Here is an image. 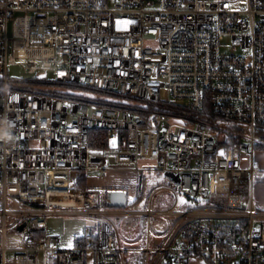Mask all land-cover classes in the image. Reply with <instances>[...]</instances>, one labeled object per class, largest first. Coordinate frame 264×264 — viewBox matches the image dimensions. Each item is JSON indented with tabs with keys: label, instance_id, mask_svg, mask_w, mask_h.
Segmentation results:
<instances>
[{
	"label": "built area",
	"instance_id": "1",
	"mask_svg": "<svg viewBox=\"0 0 264 264\" xmlns=\"http://www.w3.org/2000/svg\"><path fill=\"white\" fill-rule=\"evenodd\" d=\"M11 64L28 76L12 77ZM68 84L94 93L57 90ZM259 145L264 0H0V215L27 222L14 264H87L88 252L127 264L112 219L123 209L77 185L110 167L134 169L139 190L146 170L162 171L185 198L143 211L172 218L143 264H264ZM63 213L97 222L61 247L40 216Z\"/></svg>",
	"mask_w": 264,
	"mask_h": 264
},
{
	"label": "rangeland",
	"instance_id": "2",
	"mask_svg": "<svg viewBox=\"0 0 264 264\" xmlns=\"http://www.w3.org/2000/svg\"><path fill=\"white\" fill-rule=\"evenodd\" d=\"M238 6H243L244 2L239 1ZM11 30V28H10ZM9 73L15 78H26L28 74L24 71L22 65L11 64L8 67ZM57 90H65L70 93H78L81 91L85 94L94 93L91 89L74 88L70 86H57ZM258 147L264 148V145ZM258 149V148H257ZM247 164L246 158L243 161ZM154 163L150 161H143L141 165L151 166ZM102 171L100 173H103ZM170 180L167 175L159 170H146L143 174V182L141 190L136 183V179L132 176L126 177V205L121 207L123 212L112 216L117 233L121 242V245L125 249V259L127 264H143V252L142 248L149 242L150 246L157 244L158 239L164 237L166 232L172 225V218L160 213L149 216L143 214V211L151 207L153 210H163L170 208L175 204L176 199H179V203L176 208H182L185 202V198L177 193L172 192L168 187ZM104 191H107L105 188ZM93 198L97 206L108 207L107 195L102 200L101 194H93ZM2 201L0 199V207ZM8 208H15L16 205L11 201L8 202ZM16 216L9 214L7 216V222L10 224ZM48 222V233L58 234L61 237L60 246L70 247L74 245L77 234H83L85 227L89 224L97 222V218L92 215H86L82 213H63L56 215L40 216ZM1 224V215H0ZM20 231L17 228L9 227L7 246L12 247L19 239ZM13 252L10 250L6 253V256L10 258L13 256ZM204 260L206 264L209 262L204 257H194ZM191 261V260H190ZM87 264H94L93 253L88 252Z\"/></svg>",
	"mask_w": 264,
	"mask_h": 264
},
{
	"label": "crops",
	"instance_id": "3",
	"mask_svg": "<svg viewBox=\"0 0 264 264\" xmlns=\"http://www.w3.org/2000/svg\"><path fill=\"white\" fill-rule=\"evenodd\" d=\"M258 148V149H257ZM255 150V167L258 171L257 175L255 176L254 180V204L255 208L259 210H264V148L257 147ZM132 176L135 178V170L132 168H120V167H110L105 172H90L85 176V187H87L91 193V196L93 198V194L98 193L101 194L102 200L104 201V198H106L107 192L111 189H123L126 188V177ZM107 189V191H104V189ZM94 199V198H93ZM11 200L6 201V205H8V202ZM12 202V201H11ZM14 204V202H12ZM8 207V206H7ZM7 214L3 219L1 218V224H5V231H4V241L7 246V237H8V229L9 227L17 228L19 225H13L16 221L17 216L15 219L12 220V222L9 224L7 222ZM46 221V227L43 229L45 233H48V222ZM0 224V225H1ZM19 231V230H18ZM20 236L18 241L12 246L8 247V251H12L14 254L10 258L6 256L5 263L4 264H14V256L16 254V248L20 247L21 240H22V231H20ZM52 234V233H51ZM82 234V233H81ZM81 234H77L76 238L80 236ZM84 234V231H83ZM58 235V234H57ZM2 237V232L0 231V238ZM60 237V235H59ZM75 238V240H76ZM162 239V238H161ZM161 239L157 241V244L161 241ZM61 242V237H60ZM6 252V253H7ZM190 264H206L204 260L198 259V258H192L190 261Z\"/></svg>",
	"mask_w": 264,
	"mask_h": 264
},
{
	"label": "water",
	"instance_id": "4",
	"mask_svg": "<svg viewBox=\"0 0 264 264\" xmlns=\"http://www.w3.org/2000/svg\"><path fill=\"white\" fill-rule=\"evenodd\" d=\"M108 205L111 207H123L127 202V194L123 189H111L107 192ZM26 221L19 224L17 229L22 231L26 226Z\"/></svg>",
	"mask_w": 264,
	"mask_h": 264
},
{
	"label": "trees",
	"instance_id": "5",
	"mask_svg": "<svg viewBox=\"0 0 264 264\" xmlns=\"http://www.w3.org/2000/svg\"><path fill=\"white\" fill-rule=\"evenodd\" d=\"M51 84H54V82ZM55 84H58V82H55ZM68 86L83 89V90H84V88H88L86 86H82V85H78V84H68ZM70 97H75V94H73V93L70 94ZM98 134H100V132L95 131V132H93V135H92V139H93L92 140V148H94V149H98L101 146V141L99 140ZM103 134H104V132H103ZM85 176L86 175L84 173H82L79 176V179L77 182L78 186H81V187L85 186ZM107 206L110 207L109 205H107ZM40 234H41V232L37 233V235H40Z\"/></svg>",
	"mask_w": 264,
	"mask_h": 264
},
{
	"label": "snow or ice",
	"instance_id": "6",
	"mask_svg": "<svg viewBox=\"0 0 264 264\" xmlns=\"http://www.w3.org/2000/svg\"><path fill=\"white\" fill-rule=\"evenodd\" d=\"M69 246H71V245H69Z\"/></svg>",
	"mask_w": 264,
	"mask_h": 264
}]
</instances>
